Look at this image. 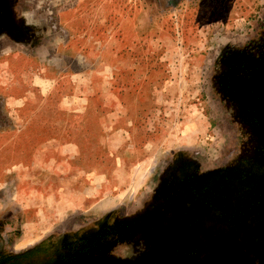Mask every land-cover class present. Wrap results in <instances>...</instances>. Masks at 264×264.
<instances>
[{
	"label": "rangeland",
	"instance_id": "obj_1",
	"mask_svg": "<svg viewBox=\"0 0 264 264\" xmlns=\"http://www.w3.org/2000/svg\"><path fill=\"white\" fill-rule=\"evenodd\" d=\"M0 264H264V0H0Z\"/></svg>",
	"mask_w": 264,
	"mask_h": 264
},
{
	"label": "flooded vegetation",
	"instance_id": "obj_2",
	"mask_svg": "<svg viewBox=\"0 0 264 264\" xmlns=\"http://www.w3.org/2000/svg\"><path fill=\"white\" fill-rule=\"evenodd\" d=\"M262 201V200H261Z\"/></svg>",
	"mask_w": 264,
	"mask_h": 264
}]
</instances>
